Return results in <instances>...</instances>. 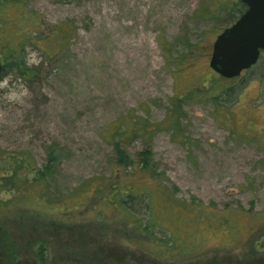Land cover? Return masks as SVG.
I'll return each mask as SVG.
<instances>
[{"label": "rangeland", "instance_id": "rangeland-1", "mask_svg": "<svg viewBox=\"0 0 264 264\" xmlns=\"http://www.w3.org/2000/svg\"><path fill=\"white\" fill-rule=\"evenodd\" d=\"M25 2L42 15V36L57 25L68 39L52 58L26 47L42 58L34 80L6 76L9 87L23 83L31 95L10 104L0 89V149L27 150L41 166L53 147L50 187L67 193L119 172L114 142L134 160L148 146L156 182L147 184L183 214L191 203L264 210V53L237 77L215 73L212 43L226 24L223 15L202 16L206 0ZM187 43L194 45L188 50ZM189 90L172 129L174 98ZM224 237L214 234L210 243Z\"/></svg>", "mask_w": 264, "mask_h": 264}, {"label": "trees", "instance_id": "trees-1", "mask_svg": "<svg viewBox=\"0 0 264 264\" xmlns=\"http://www.w3.org/2000/svg\"><path fill=\"white\" fill-rule=\"evenodd\" d=\"M245 9L241 0H206L202 16L223 15L227 27ZM43 25L25 0H0V80H34L42 65H26V47L35 45L52 58L67 42L63 27L53 25L42 36ZM192 94L181 91L174 98L167 120L172 129L179 125L181 102ZM212 100L217 103V96ZM141 131L151 134L145 125ZM113 151L116 175L59 193L50 187L53 147L41 166L27 150L0 149V264H51L50 256L53 264H264V210L217 211L191 203L185 215L173 201L158 199L164 192L157 184H147L156 182L150 147L139 150L137 160L117 141ZM214 234L225 237L210 243Z\"/></svg>", "mask_w": 264, "mask_h": 264}, {"label": "water", "instance_id": "water-1", "mask_svg": "<svg viewBox=\"0 0 264 264\" xmlns=\"http://www.w3.org/2000/svg\"><path fill=\"white\" fill-rule=\"evenodd\" d=\"M241 1L245 11L217 34L209 59V67L227 79L255 65L264 51V0Z\"/></svg>", "mask_w": 264, "mask_h": 264}, {"label": "clouds", "instance_id": "clouds-1", "mask_svg": "<svg viewBox=\"0 0 264 264\" xmlns=\"http://www.w3.org/2000/svg\"><path fill=\"white\" fill-rule=\"evenodd\" d=\"M28 53L25 57V63L28 67H39L42 58H38V53L30 49H26ZM0 89H7L4 93L3 99L10 104H23L25 98L29 97L31 94L27 86L23 83L9 87V78L5 77L3 81H0Z\"/></svg>", "mask_w": 264, "mask_h": 264}, {"label": "flooded vegetation", "instance_id": "flooded-vegetation-1", "mask_svg": "<svg viewBox=\"0 0 264 264\" xmlns=\"http://www.w3.org/2000/svg\"><path fill=\"white\" fill-rule=\"evenodd\" d=\"M242 72H243V71H242ZM242 72H241V73H242Z\"/></svg>", "mask_w": 264, "mask_h": 264}]
</instances>
